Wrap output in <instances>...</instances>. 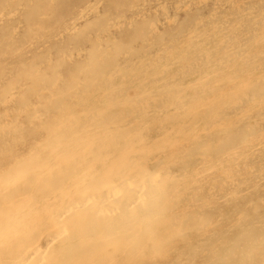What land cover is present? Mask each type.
Here are the masks:
<instances>
[{
	"label": "bare ground",
	"instance_id": "obj_1",
	"mask_svg": "<svg viewBox=\"0 0 264 264\" xmlns=\"http://www.w3.org/2000/svg\"><path fill=\"white\" fill-rule=\"evenodd\" d=\"M253 189L264 0H0V264H264Z\"/></svg>",
	"mask_w": 264,
	"mask_h": 264
},
{
	"label": "rangeland",
	"instance_id": "obj_2",
	"mask_svg": "<svg viewBox=\"0 0 264 264\" xmlns=\"http://www.w3.org/2000/svg\"><path fill=\"white\" fill-rule=\"evenodd\" d=\"M256 162L257 161H252V164H255ZM261 190H263V189H261ZM255 191H254V189L251 190L250 194H253V193L256 194V196H254V197H256V199H254V200H256L258 202L260 201L261 206H259V203H256L257 205L251 204L250 205L251 208L248 209L243 204L244 202H242V198H240L239 200H236L235 203H232L229 205L228 204L215 203L214 208H212L213 212H211V213L209 212L208 214L205 215L206 219L209 220L213 217H219V219H221L222 222L224 223L223 226H225L231 220L234 213H236L238 211L242 212L243 215H245L248 218L252 217L251 219H256V218L264 215V192L263 191L262 192H258V191L255 192ZM251 192H253V193H251ZM259 193H261V194H259ZM245 197L249 198L248 193ZM254 197H252L251 199H253ZM255 206H257V207L255 208ZM260 209H262V210H260ZM250 211L253 213L250 214ZM237 231H238L237 226H235V228L231 229V231H229V232H228V230H225L224 228L221 230H217V229L211 230L210 235L211 236L213 235L212 239L209 241L206 240V242L205 241L200 242L199 237L195 236L194 238H192L191 241H189V242L187 241V243L185 244V251H182V253H180L181 244H176L175 248H173V249H175L176 253L165 264H179L181 259H183L182 261L185 262V264H191L192 262H193L192 264H195V263L196 264H202V262H203V264L204 263L205 264H211V262H212V264H224L223 263L224 261L217 259V254L219 253V251L216 254H215V252L209 254V253H205L204 248H205V246H207V247L209 246L207 242H209L210 245H213V243H214L215 246H218L217 247L218 249L221 247V250H223V252H225V250L228 251V248H230L232 246V244H230V243L233 241H234L233 247H237V245L240 246V243H239L240 240L237 239ZM217 243H219V244H217ZM204 244H206V245H204ZM204 256H206V257L204 258ZM210 256H211V258H210ZM205 259L207 260V262ZM198 260H200V262ZM209 261H211V262H209ZM142 264H158V262L157 263L145 262Z\"/></svg>",
	"mask_w": 264,
	"mask_h": 264
}]
</instances>
